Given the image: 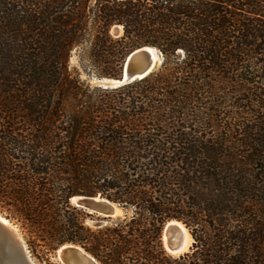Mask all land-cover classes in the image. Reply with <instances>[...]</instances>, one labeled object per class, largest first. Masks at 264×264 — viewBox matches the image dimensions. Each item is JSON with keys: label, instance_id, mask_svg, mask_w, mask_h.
Returning <instances> with one entry per match:
<instances>
[{"label": "trees", "instance_id": "obj_1", "mask_svg": "<svg viewBox=\"0 0 264 264\" xmlns=\"http://www.w3.org/2000/svg\"><path fill=\"white\" fill-rule=\"evenodd\" d=\"M142 46L160 67L117 88L70 67L117 78ZM79 195L132 213L92 229ZM0 211L102 264H264V0H0Z\"/></svg>", "mask_w": 264, "mask_h": 264}, {"label": "water", "instance_id": "obj_2", "mask_svg": "<svg viewBox=\"0 0 264 264\" xmlns=\"http://www.w3.org/2000/svg\"><path fill=\"white\" fill-rule=\"evenodd\" d=\"M162 59V54L154 47L142 46L136 48L124 59L121 73L117 78L96 77L97 86L104 89H111L141 80L157 70L162 63ZM74 197H77L76 201H73V197L70 200L75 207L84 209L90 214H96L105 218H114L123 212V209L118 204L111 202L100 195H81ZM170 222L180 221L170 220ZM164 237H166V243H164ZM162 241L165 250L171 255L178 256L188 252L190 249L189 246L186 251H182L183 231L174 223L168 227L166 225L164 226L162 231ZM61 247L63 248L60 252L61 255H59L58 250ZM61 247L56 253V257L60 264H101L79 246L65 244ZM0 264H35L17 227L1 214Z\"/></svg>", "mask_w": 264, "mask_h": 264}, {"label": "rangeland", "instance_id": "obj_3", "mask_svg": "<svg viewBox=\"0 0 264 264\" xmlns=\"http://www.w3.org/2000/svg\"><path fill=\"white\" fill-rule=\"evenodd\" d=\"M122 28V27H121ZM111 34L114 37H119L123 34V29L121 30L120 28L117 27V25H114L113 27H111L110 30ZM79 55H80V50H76L74 49L72 51L71 54V58H70V67L71 68H76L79 71L80 74V78L82 80H84L86 83H88L90 86H97L96 83V76L93 73H88L87 71H85L81 65H80V59H79ZM163 60V59H162ZM160 67V66H159ZM158 67V68H159ZM157 68V69H158ZM156 71V70H155ZM102 88V87H101ZM110 89V88H108ZM112 89V88H111ZM81 196V195H79ZM71 205L75 206L73 204V202H71ZM122 208V207H121ZM81 209V208H80ZM123 209V208H122ZM82 211H84V213L86 214V216L84 217V224L92 229H96L99 227H103V226H109L111 225L116 219L118 218H122L125 214H131L132 211L131 209H128L127 211L123 209V212L114 218H105L102 216H98L96 214H90L88 211L81 209ZM0 214L2 216H4L6 219H8L12 224H14L17 229L18 232L21 236V238L23 239L24 243L27 246V249L30 253L31 258L33 259V261L35 262V264H60L59 260L56 257V253L57 250L62 246L56 248L55 250H50L48 249L46 246H44V244L42 242H39L34 235H30L28 232V228H24L22 227L21 223L11 219L9 217H7L3 212L0 211ZM170 222V221H169ZM168 224V222L166 223V225ZM184 226V225H183ZM188 231V230H187ZM189 233V231H188ZM190 234V233H189ZM191 238V242H190V247L192 245L193 239L190 235ZM65 245V244H64ZM76 245V244H74ZM79 246V245H76ZM164 246V245H163ZM188 246V248H189ZM81 247V246H79ZM83 250H85L83 247H81ZM187 248V249H188ZM186 249V250H187ZM86 251V250H85ZM87 252V251H86ZM167 252V251H166ZM89 253V252H87ZM168 253V252H167ZM90 254V253H89ZM169 254V253H168ZM91 255V254H90ZM171 255V254H170ZM93 256V255H92ZM172 256H177V255H172ZM94 257V256H93ZM95 258V257H94ZM96 259V258H95ZM97 260V259H96ZM98 261V260H97ZM99 262V261H98ZM101 263V262H100ZM102 264V263H101Z\"/></svg>", "mask_w": 264, "mask_h": 264}, {"label": "bare ground", "instance_id": "obj_4", "mask_svg": "<svg viewBox=\"0 0 264 264\" xmlns=\"http://www.w3.org/2000/svg\"><path fill=\"white\" fill-rule=\"evenodd\" d=\"M117 27L122 30L121 26H117ZM76 200H77V197H73V201H76ZM173 223L175 225L177 224L182 229V231H183V246H182V251H186V249L188 248V246L190 245V242H191L190 234L188 233L187 229L180 222H168V224L166 226L168 227V226L172 225ZM165 239H166V237H164V243H166L165 242ZM63 247H61L58 250L59 255H61L60 252H61V249Z\"/></svg>", "mask_w": 264, "mask_h": 264}]
</instances>
